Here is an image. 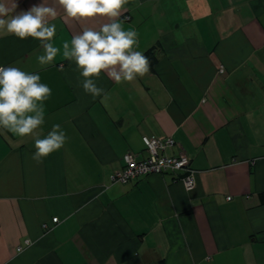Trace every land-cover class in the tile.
Segmentation results:
<instances>
[{
    "label": "crops",
    "instance_id": "crops-1",
    "mask_svg": "<svg viewBox=\"0 0 264 264\" xmlns=\"http://www.w3.org/2000/svg\"><path fill=\"white\" fill-rule=\"evenodd\" d=\"M42 2L16 0V12ZM55 6L57 46L106 22L65 20ZM125 8L135 50L158 62L132 82L102 72L106 99L84 92L74 61L41 66L39 41L0 35V66L52 90L42 137L55 124L67 137L37 163L31 136L0 129V264H264V0ZM144 136L175 140L167 153L190 157L193 190L174 172L112 181L125 154L148 157Z\"/></svg>",
    "mask_w": 264,
    "mask_h": 264
},
{
    "label": "clouds",
    "instance_id": "clouds-1",
    "mask_svg": "<svg viewBox=\"0 0 264 264\" xmlns=\"http://www.w3.org/2000/svg\"><path fill=\"white\" fill-rule=\"evenodd\" d=\"M130 0H46L32 5L28 10L16 12V0H0V35H14L20 40L29 37L40 42L43 54L37 57L41 66L51 65L58 56L74 61L79 71L81 86L93 99L107 94L96 80L105 73L116 84L132 82L144 77L150 70V61L138 47V33L125 30L121 20ZM63 11L65 20L87 21L103 19L98 28L83 27L72 35L70 41L54 43L57 25L50 23ZM15 13V14H14ZM52 94L51 88L41 82L38 73L26 72L15 66H0V129L17 137L31 136L35 152L32 159L41 163L66 142V134L59 124L42 137L45 123V102Z\"/></svg>",
    "mask_w": 264,
    "mask_h": 264
},
{
    "label": "built area",
    "instance_id": "built-area-1",
    "mask_svg": "<svg viewBox=\"0 0 264 264\" xmlns=\"http://www.w3.org/2000/svg\"><path fill=\"white\" fill-rule=\"evenodd\" d=\"M143 141L148 157L139 160L131 153L125 154L122 169L112 175L113 182L126 184L142 175L174 172L181 174L178 176L179 180L183 182L187 190L191 191L196 187L195 171L191 166L190 157L186 153H180L177 156L167 153L176 144L172 137L144 136ZM53 222L58 223L59 218H53ZM45 226L49 228L48 224ZM18 250H22V247Z\"/></svg>",
    "mask_w": 264,
    "mask_h": 264
},
{
    "label": "trees",
    "instance_id": "trees-1",
    "mask_svg": "<svg viewBox=\"0 0 264 264\" xmlns=\"http://www.w3.org/2000/svg\"><path fill=\"white\" fill-rule=\"evenodd\" d=\"M145 56L148 57L149 61H150V68L154 69L155 66L157 65L158 59L155 56L153 50H149L148 52L145 53ZM134 180V179H133ZM131 182V181H130ZM127 184V183H126Z\"/></svg>",
    "mask_w": 264,
    "mask_h": 264
}]
</instances>
